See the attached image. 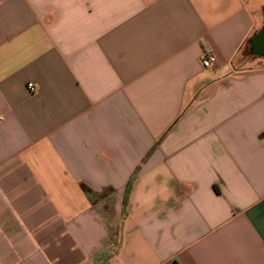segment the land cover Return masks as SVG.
<instances>
[{
  "label": "crops",
  "instance_id": "1",
  "mask_svg": "<svg viewBox=\"0 0 264 264\" xmlns=\"http://www.w3.org/2000/svg\"><path fill=\"white\" fill-rule=\"evenodd\" d=\"M263 24L246 0H0V264H264Z\"/></svg>",
  "mask_w": 264,
  "mask_h": 264
},
{
  "label": "water",
  "instance_id": "2",
  "mask_svg": "<svg viewBox=\"0 0 264 264\" xmlns=\"http://www.w3.org/2000/svg\"><path fill=\"white\" fill-rule=\"evenodd\" d=\"M250 48L255 57L264 58V24L258 33L252 37Z\"/></svg>",
  "mask_w": 264,
  "mask_h": 264
},
{
  "label": "built area",
  "instance_id": "3",
  "mask_svg": "<svg viewBox=\"0 0 264 264\" xmlns=\"http://www.w3.org/2000/svg\"><path fill=\"white\" fill-rule=\"evenodd\" d=\"M216 62H217L216 56L213 54H208L203 61V66L206 68H209V67L213 66ZM28 88H29L30 92L32 93V95H35L38 93V89H37L36 85H34L33 83H30L28 85Z\"/></svg>",
  "mask_w": 264,
  "mask_h": 264
},
{
  "label": "rangeland",
  "instance_id": "4",
  "mask_svg": "<svg viewBox=\"0 0 264 264\" xmlns=\"http://www.w3.org/2000/svg\"><path fill=\"white\" fill-rule=\"evenodd\" d=\"M246 2L248 3L249 7L253 8V9L258 8L261 5H264V0H246ZM247 54H249V56L252 55L251 53H247ZM261 61L264 62L263 59L262 60L261 59H257L254 63L249 64V65H251V66L252 65H256L255 63H260Z\"/></svg>",
  "mask_w": 264,
  "mask_h": 264
},
{
  "label": "trees",
  "instance_id": "5",
  "mask_svg": "<svg viewBox=\"0 0 264 264\" xmlns=\"http://www.w3.org/2000/svg\"><path fill=\"white\" fill-rule=\"evenodd\" d=\"M245 52H246V54L247 53H251L252 54V51H251V48H250V44L248 43V45H247V47H246V49H245ZM247 57H250V58H258V57H255L253 54L251 55V56H249V54H247ZM131 183V182H130ZM131 185V184H130ZM130 185H129V188H130ZM129 188H128V190H129ZM127 194H128V191H127ZM127 196V195H126Z\"/></svg>",
  "mask_w": 264,
  "mask_h": 264
}]
</instances>
